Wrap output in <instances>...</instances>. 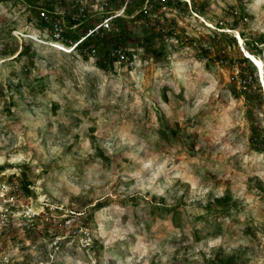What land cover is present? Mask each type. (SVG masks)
<instances>
[{
    "label": "rangeland",
    "instance_id": "rangeland-1",
    "mask_svg": "<svg viewBox=\"0 0 264 264\" xmlns=\"http://www.w3.org/2000/svg\"><path fill=\"white\" fill-rule=\"evenodd\" d=\"M46 1L0 0V264H264V0L143 2L106 68L50 45ZM49 1L84 5L69 35L123 5Z\"/></svg>",
    "mask_w": 264,
    "mask_h": 264
},
{
    "label": "built area",
    "instance_id": "built-area-1",
    "mask_svg": "<svg viewBox=\"0 0 264 264\" xmlns=\"http://www.w3.org/2000/svg\"><path fill=\"white\" fill-rule=\"evenodd\" d=\"M122 1H123V5L120 9L114 10L115 12L113 15L104 17L95 27L89 29L88 33H86L85 36H87L91 32H98L99 30L102 31L111 30L112 28L111 20L119 15H122L124 13V8L126 4L130 3L132 0H122ZM148 1L149 0H145L144 2L148 3ZM49 4L51 5V8L45 6L39 7V17L42 21L45 22L44 29H47L51 36L50 38L51 40H49L50 45L55 48L61 49L63 51H67L72 48L75 49L76 45L79 44L85 36L81 37L79 40L76 41L66 40V38H64V32L66 31V29H68L65 22L66 11L64 9L63 10L59 9L57 2H50ZM71 8L72 7H70V9ZM142 8L143 9L140 11L147 13L146 5H144ZM68 14L71 16V18L74 21L78 22L70 27L73 28L85 19L86 17L85 7L81 3H75L73 4V9L68 11ZM63 39L66 40V43L62 42ZM89 54L91 56H95V49L91 48ZM110 55L115 57L116 62H121L128 59L125 50L120 46L112 48L110 50ZM220 61L222 62V60ZM1 188L3 189L5 188V186L2 185Z\"/></svg>",
    "mask_w": 264,
    "mask_h": 264
},
{
    "label": "trees",
    "instance_id": "trees-1",
    "mask_svg": "<svg viewBox=\"0 0 264 264\" xmlns=\"http://www.w3.org/2000/svg\"><path fill=\"white\" fill-rule=\"evenodd\" d=\"M31 1L32 0H27V2H31ZM144 1L145 0H132L130 3L126 4V6L124 8V13L125 14H133L134 12H136L137 6L141 5ZM46 2H53V1H48L47 0ZM45 7L51 8V5L48 3V5H45ZM139 16H141V14H139ZM37 17H38V19H40V17H39V9L37 11ZM65 17L67 18V21L69 22L70 27L72 25H74L75 23H78V22L74 21L69 14L65 15ZM114 19L115 20L116 19L117 20H121V18L118 17V16L115 17ZM40 26H45V22L41 20ZM77 26H75L73 28H76ZM86 33H88V32H84L82 34H77V32H73L72 34L69 35L68 32H67V29H66V31L64 32V38H66V40L76 41V40H79L81 37L85 36ZM104 33H105V31H102V30H99L98 32H91L90 34L85 36L83 38V40H81V42L79 44L76 45V48L85 57H86V55H90L89 54L90 49L94 48L95 49V55H96V53H98V51H99L98 48L100 46L101 41L103 40L102 36L104 35ZM113 37L114 38L111 39L112 42H111V47L109 48V50H107L106 52L104 51V54L101 55V56H99V53L97 54L98 55L97 64L101 68H106L108 65H112L113 61H115V57L110 55V50L112 48L119 47L118 45L121 42V38H119L118 36H113ZM66 40L63 39L62 42L66 43ZM247 50L249 52H251L252 54H254V55L256 54L255 51H253L252 48L248 47ZM19 54H21V51H20ZM126 55L128 56V54H126ZM242 61L243 62L246 61L248 63L251 62L247 57H242ZM0 168H2V167H0ZM22 188L24 190H26L25 192H29L28 183L26 181H23ZM214 205L218 206L220 212H223V213L227 212L228 208H229V206L226 204L224 196H221L218 199H216ZM101 206H102V203L99 202V201H96V203L92 205V207L94 209H98ZM163 207L165 208V210H174V209H176L175 207H170V206H168V207L167 206H163ZM208 209H209V207H208ZM235 262H236L235 256H230V257H228L225 260L214 261L215 264H236Z\"/></svg>",
    "mask_w": 264,
    "mask_h": 264
},
{
    "label": "bare ground",
    "instance_id": "bare-ground-1",
    "mask_svg": "<svg viewBox=\"0 0 264 264\" xmlns=\"http://www.w3.org/2000/svg\"><path fill=\"white\" fill-rule=\"evenodd\" d=\"M225 31H227V29H225ZM236 32V36L239 39V42L242 43V37L240 36V34ZM242 52L244 54L245 57H247L252 63L253 65L256 67V71L258 72L259 77L261 78V84L264 90V79H263V61L260 57H257L256 55L252 54L251 52H249L246 48L242 47ZM263 109H264V103H263Z\"/></svg>",
    "mask_w": 264,
    "mask_h": 264
}]
</instances>
